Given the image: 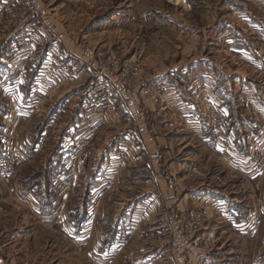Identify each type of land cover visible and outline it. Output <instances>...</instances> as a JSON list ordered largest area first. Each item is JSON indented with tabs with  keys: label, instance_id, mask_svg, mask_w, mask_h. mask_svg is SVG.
Here are the masks:
<instances>
[{
	"label": "rangeland",
	"instance_id": "obj_1",
	"mask_svg": "<svg viewBox=\"0 0 264 264\" xmlns=\"http://www.w3.org/2000/svg\"><path fill=\"white\" fill-rule=\"evenodd\" d=\"M262 3L0 0V131L3 138L17 132L8 144L0 139L2 264H15L16 256L30 250L9 235L15 227L32 225L45 242L39 247L45 264L88 261L78 245L75 219V206L84 200H94L100 213L92 216L89 233L111 227L120 200H129L122 209L128 220L133 203L145 201L138 222L129 223L139 236L129 244L147 251L148 240L162 242L160 264H175L172 210L178 216L190 210L201 216L202 226L192 236L194 250L201 246L213 264H264V206L253 231L231 237L239 251L224 261L217 250L196 243L204 212L198 204H187L190 193L202 197L203 180L214 185L235 180L228 165L243 166L244 176L253 175L257 184V199L264 195ZM243 12L250 20H262V27L246 26ZM93 55L100 61L97 70L88 68ZM242 85L247 92L237 94L241 113L257 119L259 132L241 135L235 146L218 97L210 100L207 92L232 96ZM122 87L129 91L127 99L117 93ZM244 176L240 191L255 198ZM42 211L50 213L45 228L35 215ZM151 230L160 236L149 235Z\"/></svg>",
	"mask_w": 264,
	"mask_h": 264
},
{
	"label": "crops",
	"instance_id": "obj_2",
	"mask_svg": "<svg viewBox=\"0 0 264 264\" xmlns=\"http://www.w3.org/2000/svg\"><path fill=\"white\" fill-rule=\"evenodd\" d=\"M262 1L264 2V0ZM262 5L264 6V3H262ZM240 15L246 16V19L248 21H246L247 23H245V25L251 27V29H259L262 27V23H260L262 22V20H255L253 19V16L252 20H250L245 12L241 13ZM262 16H264V14H262ZM203 84H205V87H209L210 85V83ZM240 89V91L234 90L235 93L232 96H226L220 90H217V92L219 93L218 96L217 94L207 92V96L210 100H216L215 97H218V99L216 100L217 104L219 103V106H221V110L225 114L227 119L225 130L229 135L233 136L232 142H234V145L236 144L235 146L239 145L238 141L241 139V135L245 136V134L250 132L251 130L259 132L257 127V119H251L247 114L241 113V110H243L244 108H240L243 107V105L240 106V97L237 94L239 92L246 94L247 88L242 85ZM3 103L5 107L9 105L8 101H3ZM227 105L229 106V108L227 107ZM16 135L17 132L12 135L7 134L5 138H3V134L0 131V139L2 143L6 142V144H8V140L12 141L16 138ZM250 137L251 136H249V138ZM219 142L221 143V138L219 139ZM9 150H11V148ZM61 151L64 154L66 152V150ZM236 151L238 152V154H241L238 148ZM64 154L61 155L62 158L64 157ZM239 161L243 162L242 158ZM63 169L66 171L65 168ZM228 169L231 172L235 173V180H228L229 182H227L226 184L225 182L220 181L215 185L210 183L209 181L203 180L200 183V185H202V192H199L202 197L199 198L197 196L198 192L195 191L194 194H188L189 200H187V204L189 205H200L203 208L204 212V227L198 233L195 240L196 243L198 244V242H202L203 245L205 244L217 250L218 254L224 261L227 257L228 259L232 258V256H230V253L237 254L239 250L237 247V243L234 241H236V239H238L239 237L241 238L242 234H244L245 231L254 230V221L256 220L255 217H257L259 209L263 208L264 206V195H261L260 200L257 199V184L252 181L254 179L252 177L253 175L251 176V178L250 176H244V173L246 172H244L243 166L233 167L231 165H228ZM243 176L246 178H244V180L247 182V184L250 185V189L252 190L255 188L253 191L255 194V198L251 196L250 192L249 195H243V191H240V189L242 190V187L244 186V184H242V182L240 181V178ZM196 187H198V185ZM231 188L233 189V191L230 190ZM128 201L129 200L119 201V213H117V210V214L115 213L117 218H112V222L110 224L111 227L106 228L105 230L94 231L91 233H89L90 230L88 231L86 228L89 224H91L92 216L97 217V203H94V200H84L80 201L79 205L75 206L78 208V211L75 212V219H79L77 221L79 223V226H77V231L80 230L78 231L80 236V243L78 245L82 246L85 256L88 258V261L84 260V262H82L81 264H151L152 261H154L153 264H160V257L157 256L160 254L162 242H158V240H148L146 242L148 243L147 251H140V249L144 248V246H142L141 244H137L134 249L131 248V244L129 243L133 239L132 237L138 238L139 236H136V230H133L134 227H131L130 225H134V222H138L139 216L142 214L139 210L140 208L142 209L141 205L145 201H142L141 205L139 201L138 203L136 201V204L133 203V206L135 207L134 210L136 212L134 211L129 220L122 211V209H125L124 205L128 203ZM41 202L43 203V201ZM42 203L41 205L44 208L45 204L43 205ZM146 203H148V201ZM150 209L155 210V205H152ZM99 214L100 213H98V215ZM35 215L37 216L39 223L42 224V228H45V221L46 223L49 222L46 217L49 218L50 213L45 214V212L42 211V214H39L40 218L39 215ZM109 219L110 218H108L107 216L106 220ZM83 221L85 222V227L82 224ZM83 227L84 230H82ZM36 228V225H32L28 229H25V227L22 226H18L17 228L15 227L12 229L9 235V239L11 241L14 240L15 242L18 241L20 243H25L27 244L25 245V247H31L28 252L24 253V256L23 254L20 256V258L16 256L15 260H13L15 264H45V252L39 249L41 244L45 245V242L42 241L41 237L38 236ZM158 232L159 231L151 230L149 235H154V237L157 238L160 236ZM131 233H134L133 236H131ZM126 234L128 235L126 236ZM231 237H236V239H232ZM125 248L132 249V251L129 252L131 255L129 253L124 255L122 254V251ZM137 249L139 250L137 251ZM134 251H136L137 253L133 254ZM14 256L15 255H12L11 257ZM156 260L158 262H156ZM189 260L191 261L190 264H213L212 260L207 257L205 249H202L201 246L199 250H196L189 255ZM0 264H2L1 258ZM252 264L257 263L252 262Z\"/></svg>",
	"mask_w": 264,
	"mask_h": 264
},
{
	"label": "built area",
	"instance_id": "obj_3",
	"mask_svg": "<svg viewBox=\"0 0 264 264\" xmlns=\"http://www.w3.org/2000/svg\"><path fill=\"white\" fill-rule=\"evenodd\" d=\"M89 54V55H88ZM87 55H92V52H87ZM89 64L88 68L97 70L100 67V61L98 57L95 55L89 57ZM103 73V72H100ZM63 80L56 82V86H59ZM119 91V92H118ZM117 93L122 97L127 99L128 96H126L128 89L122 87V90H118ZM145 93V92H144ZM147 94V92L145 93ZM108 98L105 101L104 107L109 105L110 98L109 94L107 95ZM134 102H131L129 105V109L133 110L135 109ZM221 121H223V117L220 118ZM223 142H225V146L228 144V142L225 140V138H222ZM158 154L155 152L152 154L153 158H157ZM14 160V155H10L7 157V163L9 167H12ZM173 211V215L170 217L169 222H171L172 226V234H171V253L173 257L175 258V264H185L187 259V254L194 252V241L192 240V236L195 232H197L201 226H202V218L199 214L194 212L193 210H190L186 213H179L180 216H178L176 213L177 211Z\"/></svg>",
	"mask_w": 264,
	"mask_h": 264
}]
</instances>
